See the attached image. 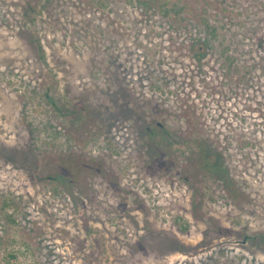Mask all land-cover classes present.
I'll return each mask as SVG.
<instances>
[{"label":"rangeland","instance_id":"1","mask_svg":"<svg viewBox=\"0 0 264 264\" xmlns=\"http://www.w3.org/2000/svg\"><path fill=\"white\" fill-rule=\"evenodd\" d=\"M3 204L0 264H264V0H0Z\"/></svg>","mask_w":264,"mask_h":264},{"label":"trees","instance_id":"2","mask_svg":"<svg viewBox=\"0 0 264 264\" xmlns=\"http://www.w3.org/2000/svg\"><path fill=\"white\" fill-rule=\"evenodd\" d=\"M1 207V209H4V204L3 205H0ZM175 222H176V224L178 225V227L180 228L181 227V230L182 231H186V228H187V220H185V218L183 217V216H181V215H176L175 217Z\"/></svg>","mask_w":264,"mask_h":264}]
</instances>
